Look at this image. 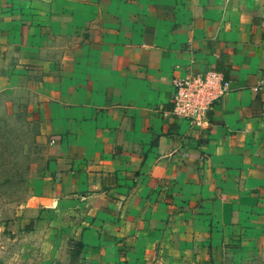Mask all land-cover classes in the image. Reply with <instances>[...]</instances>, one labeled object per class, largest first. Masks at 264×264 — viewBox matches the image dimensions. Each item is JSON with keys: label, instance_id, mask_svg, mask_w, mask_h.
<instances>
[{"label": "crops", "instance_id": "1", "mask_svg": "<svg viewBox=\"0 0 264 264\" xmlns=\"http://www.w3.org/2000/svg\"><path fill=\"white\" fill-rule=\"evenodd\" d=\"M189 71L230 83L201 129L165 115ZM1 100L48 146L31 216L111 263L203 264L261 236L264 0H0Z\"/></svg>", "mask_w": 264, "mask_h": 264}, {"label": "rangeland", "instance_id": "2", "mask_svg": "<svg viewBox=\"0 0 264 264\" xmlns=\"http://www.w3.org/2000/svg\"><path fill=\"white\" fill-rule=\"evenodd\" d=\"M39 137L35 111L7 109L1 100L0 264H167L158 253L139 263L118 253V261L111 263L101 252L85 247L82 238L71 236L70 221L67 228L57 217L36 223L39 217H32L27 205L48 155ZM261 233L254 245L241 248L232 243L222 253L204 254L203 264H264V230Z\"/></svg>", "mask_w": 264, "mask_h": 264}, {"label": "built area", "instance_id": "3", "mask_svg": "<svg viewBox=\"0 0 264 264\" xmlns=\"http://www.w3.org/2000/svg\"><path fill=\"white\" fill-rule=\"evenodd\" d=\"M172 88L170 109L165 115L201 129L208 123L213 105L229 92L230 83L220 72L189 71L185 77L173 79Z\"/></svg>", "mask_w": 264, "mask_h": 264}]
</instances>
